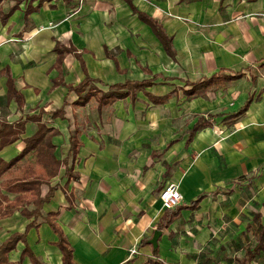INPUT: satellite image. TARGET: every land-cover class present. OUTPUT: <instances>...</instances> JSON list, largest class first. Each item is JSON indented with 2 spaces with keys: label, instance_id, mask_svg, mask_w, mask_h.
Wrapping results in <instances>:
<instances>
[{
  "label": "crops",
  "instance_id": "1",
  "mask_svg": "<svg viewBox=\"0 0 264 264\" xmlns=\"http://www.w3.org/2000/svg\"><path fill=\"white\" fill-rule=\"evenodd\" d=\"M127 1L163 27L175 59ZM38 4L0 0V70L8 67L22 96L19 106L0 74V123L16 127L24 121L19 137L0 150V157L17 156L36 132L38 121L27 115L42 111L40 122L59 130L52 139L58 160L68 154L69 128L80 129L74 164L79 179L66 185L61 165L50 180L58 187L42 207L43 216L59 211L57 222L75 263L143 264L152 257L149 239L164 212L159 191L176 182L183 195L180 205L207 195L161 230L159 258L166 264H201L205 257L207 264H238L255 244L254 216L259 213L264 224V65L259 64L264 60V0H42L26 22L25 9ZM57 42L75 49L59 69ZM82 63L104 84L161 77L101 110L95 100L74 105L77 95L71 93L65 119L52 117L67 93L54 80L78 84L85 77ZM222 70L241 76L201 95H186L187 82ZM148 94L168 98L160 102ZM248 99L241 115L227 117ZM209 114L220 116L186 143L187 130ZM48 188L41 186L42 195ZM29 222L19 211L0 219V244ZM38 222L26 236L29 247L44 264H62L53 245L56 235L43 218ZM23 247L17 243L10 261L19 260ZM132 248L136 252L130 255ZM21 264H30L29 258ZM250 264H264V251Z\"/></svg>",
  "mask_w": 264,
  "mask_h": 264
},
{
  "label": "trees",
  "instance_id": "2",
  "mask_svg": "<svg viewBox=\"0 0 264 264\" xmlns=\"http://www.w3.org/2000/svg\"><path fill=\"white\" fill-rule=\"evenodd\" d=\"M42 0H39V4ZM132 11L138 15V17L147 23L156 37L161 42L166 53L175 59V51L172 46V38L164 31L163 27L153 18L138 11L130 1H127ZM28 7L25 9L24 17L28 22V15L31 11L36 10L39 6ZM54 51L57 53L55 67L60 68L62 60L67 53L75 52L72 47H65L58 42L54 46ZM106 55L113 57L112 54L106 50ZM260 65H264L262 60ZM82 68L85 72V77L82 81L75 85H65L61 80H54V85H64L67 89L63 104L60 108L52 112V117H60L65 119V106L69 104L68 98L71 93H75L77 98L73 101L76 106H84L91 100L97 102V109L101 110L102 107L112 105L119 99L126 98L128 96H134L136 91L144 89L147 86H151L153 81L160 75H154L150 79L146 80H125L124 82H117L111 84H104L99 79L92 78L88 75L85 67L82 63ZM0 74L6 76L7 93L8 96L13 97L19 106L22 104V96L16 90L14 86V79L11 76L8 67L0 70ZM241 76V72L235 74H225L224 70L211 74L210 76L202 79H197L194 82H187L190 85V89L185 90L186 95L196 96L204 93L208 88L215 84H221L227 81L234 80ZM167 79V78H163ZM103 84L108 87V90L104 91L98 88L97 84ZM153 100L165 101L168 96L153 97L148 94ZM250 99L246 101L237 111H234L227 115L228 118H235L241 115L248 107ZM42 111L37 115L26 116V119H33L38 121V127L36 132L25 139L26 146L24 149L14 158L9 161H5L0 157V219L11 216L14 211L19 213L30 222L26 224L22 231H16L11 233L0 244V264H21L25 257H28L30 264H44L29 247L26 236L31 228L38 227L39 218H43L44 221L50 226L53 233L56 235L57 240L53 243L61 252L62 264H76L73 259V248L64 234L62 228L57 222L59 211L49 212L45 216L42 215V207L53 196L54 191L57 189V185L51 186L50 180L58 175L61 165L65 166V177L67 178L66 185L71 179L78 180L79 176L74 171V164L78 155L79 148L81 146L80 129L77 126L69 128V151L67 156L63 160H58L55 155V145L52 142L54 136L60 132L58 129L47 127L45 123L40 122V116ZM220 116V114H209L206 118L199 116L194 122L193 126L187 130L189 136L186 143H189L194 134L207 126L213 124V119ZM25 119V120H26ZM16 127H13L8 123H0V150L12 142H14L20 135L24 126V121L18 122ZM31 155L30 160L23 164H19L20 161L27 155ZM43 184L49 185L48 191L45 195H42L41 186ZM4 191V193L2 192ZM8 193L15 194L13 199H9ZM206 193H201L196 196L194 200H191L189 204L178 205L171 209H165L162 216L156 223V230H163L167 228L170 223L179 216L182 209H196L199 202L206 196ZM254 222H256V239L255 244L251 248H246L244 256L241 259H237L238 264H250L255 258L256 254L260 251H264V224L260 221V214L254 216ZM18 242H22L24 247L20 253V258L17 262H12L9 259V253L16 249ZM146 240H142V243ZM198 259L201 256L197 257ZM201 261V260H200ZM208 258L205 257L200 262L201 264H207ZM143 264H166L158 256V247L152 249V257L147 258Z\"/></svg>",
  "mask_w": 264,
  "mask_h": 264
},
{
  "label": "built area",
  "instance_id": "3",
  "mask_svg": "<svg viewBox=\"0 0 264 264\" xmlns=\"http://www.w3.org/2000/svg\"><path fill=\"white\" fill-rule=\"evenodd\" d=\"M159 200L162 208L171 209L181 204L183 201V195L180 192L179 185L176 182L166 183L159 191ZM136 252L135 248L130 250V255Z\"/></svg>",
  "mask_w": 264,
  "mask_h": 264
},
{
  "label": "water",
  "instance_id": "4",
  "mask_svg": "<svg viewBox=\"0 0 264 264\" xmlns=\"http://www.w3.org/2000/svg\"><path fill=\"white\" fill-rule=\"evenodd\" d=\"M161 235V230H154L152 237L149 239V243L153 248H156L158 245V239Z\"/></svg>",
  "mask_w": 264,
  "mask_h": 264
}]
</instances>
